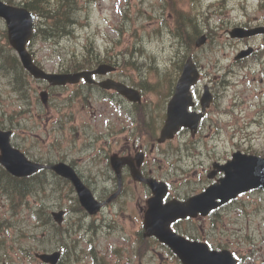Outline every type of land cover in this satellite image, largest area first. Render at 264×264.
<instances>
[{
    "label": "rangeland",
    "instance_id": "1",
    "mask_svg": "<svg viewBox=\"0 0 264 264\" xmlns=\"http://www.w3.org/2000/svg\"><path fill=\"white\" fill-rule=\"evenodd\" d=\"M14 1L22 2V0ZM56 1L57 0H54L53 3L55 4ZM81 1L83 0H79V2ZM218 1L219 0H188L183 6V9L189 13L198 11L199 21H209L210 9L208 7L213 6ZM240 1L241 0H225L224 2L227 9L229 10L228 15L231 21L264 19V10L258 8L255 9V6L258 4V0H246L243 3V6ZM160 3L161 0H129V3L126 6V12L127 16L131 17V19H124L121 33L112 31L109 25H101V23H103V15H106L108 18H110L113 13L109 1L102 4V12L97 6L94 8V12H91L88 16L79 13V11L76 9H73L69 16L72 17V20L70 21L69 28L67 27L66 29H70L67 36L60 39L59 41L49 40L44 42L38 40L34 43L38 58L44 59L52 56V61L59 62L60 59L58 58L57 52L61 51V58L66 61H70L72 53H75L76 55L83 53L84 46L89 43V38L91 37L92 39H90L93 40L94 45L99 51L103 53H105L106 49H110L112 54L119 53L130 46H133L134 49H139L135 53V59L138 62L146 64V72H148L147 67L151 64H154L155 60L160 64L173 68L178 65L183 55L192 48L188 47L184 41L172 33V19H167L166 13L163 15L161 14V10L159 9ZM35 4L37 5L36 1ZM149 14L152 15V18H148ZM160 15H162L164 21L159 20ZM76 16L78 22L80 23L77 25L75 24ZM176 17L187 19L186 15ZM188 20L190 24L189 27H182V29L184 31L190 32V26H192L195 21L191 19ZM119 21L122 20L112 19L110 24L119 25ZM214 23H216V26L213 25ZM217 23L218 17L213 16L210 21V25L214 26L213 30H209L208 26L204 23L199 24L200 28L210 31V36L208 43L200 48V50L195 52L196 59L202 68L206 70V72L209 71L206 73L208 75V80H213L214 73L212 69L215 68L217 64L223 67L229 65L233 68V74L230 77L232 82L226 91V98L223 101V105H227L231 102L232 103L229 104L228 107L220 109L218 112L221 115H225L230 110V108L235 105L234 103H239L240 101L238 108L242 118L237 121L232 120L231 116L223 117L222 119H227L231 123L230 131L235 133L233 138L235 141L241 140L242 142H247V135L250 134V138H254V147H262L264 146V117H262V122L260 124L251 123L250 121L252 117H254L252 114L258 110L259 106H257V104L262 101L261 105L264 106V83L258 81L260 76L258 71H251L250 73L246 74V77L244 76V73L247 72V69L242 68L241 65L231 62L233 60L235 50L243 45V40L237 39L238 41H234L233 39H229L226 34L225 26H217ZM186 24V21L179 22L180 26H184ZM60 27L63 28L62 25H60ZM58 32H61V30L59 29ZM105 33L107 34L105 35ZM190 38L191 35L186 37L187 44H189ZM259 41L260 38L251 40V42L255 44H258ZM248 62L252 63V59H249ZM252 76H255V78H253L251 80L252 82L249 83L247 79H251ZM258 89L261 90L260 96H254L257 95ZM16 90L19 91H16L17 97L22 100L21 90L18 88H16ZM0 103H2L6 109L12 110L15 103L14 97L11 94L5 97L3 93H0ZM248 104L253 105L248 106ZM36 109L38 111L39 107L36 106ZM216 122L218 127L225 125L223 122H218V120H216ZM21 123H25L26 127H29V124H27L26 120L22 121ZM31 132L34 133V131ZM220 136L221 138L219 139L210 140L204 138L201 141H198L202 153L206 154L205 146H210L212 150L218 153H227L230 150L231 141H227L225 129L220 130ZM27 137L28 133L25 131V128H21L16 131L14 139L19 147H23V145L26 144ZM35 139L36 136H30V140ZM51 154L54 155L53 152ZM175 158V153L167 157L166 170L169 173V181L173 183V192H175L174 190L183 192V190L190 188L189 185L184 183V180L186 179V173L188 171L186 170V163L183 166L184 171H181L180 163H176L174 161ZM39 186H41V184H39ZM57 187L58 184L51 183L49 188L57 189ZM52 191L53 190L50 191V194ZM44 199H49L51 201L52 198L45 196ZM43 205L45 209L46 205L44 203ZM34 206L37 207L35 202L31 207V217L33 220L28 216L29 223L33 221L38 223L44 218L45 215V212L39 214ZM131 208L132 202L127 203L124 212L116 218L115 222L103 224L99 227L97 233L88 235L85 233L83 235L81 234V238L79 239V243L77 245L78 253H85L87 256H91V251H95L96 249V251L100 252L104 256L106 255L107 261L111 262L110 259L112 256L110 254V249H114L117 244H123L124 246L122 247L123 250L121 252L122 257L120 258L121 264H175L173 261L167 259L168 255L163 247L156 245L153 246L151 250L147 246L143 248L141 242H135L136 235L134 233L135 228L133 225L137 226V224L135 220L134 223L132 222L133 216L131 214ZM261 213H264V207H262ZM104 214L106 217H108L107 211H105ZM25 215L27 214L25 213ZM40 215H42V217ZM15 219H19L18 224L20 225L22 214L11 218V222H15ZM65 220L67 222H72L74 221V218L72 215L67 213ZM252 221L255 223L259 221V219L254 218ZM86 224L89 225L90 223ZM107 225H110L113 228L109 229ZM89 226L91 227L93 225L90 224ZM236 227L239 229L240 225L237 224ZM11 228L17 234L20 233L17 228ZM11 228L3 231V238L6 237V234L9 233ZM71 228L74 231L72 236L70 234L65 235V237L58 235L55 237V239L53 237H47L41 248L47 250L56 249V242L61 243V246H73V238L77 237V231L83 230V224L81 225L80 222H74L71 223ZM247 228H249V225H243L240 229L245 230ZM32 237L33 231H30L26 239L22 241L21 247L26 246L27 241ZM29 253L32 255L33 250H30ZM17 254L18 253L10 255L11 259H6L5 264H39L36 261L29 260L27 257L25 258L23 254ZM0 256H2V253H0ZM257 256L258 257L255 261L264 264V251L259 253ZM138 258L141 259V262H138ZM2 262V258L0 257V264H3Z\"/></svg>",
    "mask_w": 264,
    "mask_h": 264
},
{
    "label": "trees",
    "instance_id": "2",
    "mask_svg": "<svg viewBox=\"0 0 264 264\" xmlns=\"http://www.w3.org/2000/svg\"><path fill=\"white\" fill-rule=\"evenodd\" d=\"M35 1L38 5L41 6L40 0H35ZM51 1L53 2L54 0H51ZM55 4L58 6L64 5L63 2H61L59 0H57ZM71 12H72V10L60 20V24L57 26L56 31H59V29H60L61 32H64V31H66L67 27L69 28L70 21L72 20L71 19L72 17H69ZM60 25H62L63 28L60 27ZM0 188H7L10 190H16V194L20 197L27 194V192L32 191L33 197L35 199V203L37 204V207L34 206L36 208V211L39 214L42 212H45L44 211V205L40 202L42 189H41V187L38 186L37 180L36 181H29L26 179H19L18 181L11 182L7 177L0 176ZM36 211H35V213H36ZM40 216L42 217V215H40Z\"/></svg>",
    "mask_w": 264,
    "mask_h": 264
},
{
    "label": "bare ground",
    "instance_id": "3",
    "mask_svg": "<svg viewBox=\"0 0 264 264\" xmlns=\"http://www.w3.org/2000/svg\"><path fill=\"white\" fill-rule=\"evenodd\" d=\"M2 57L5 58V59L8 58L6 55H3ZM12 67L15 68V69H17V68H18V64H17L16 62H13V63H12ZM8 76H13V73H12V72H9V73H8ZM16 91H18V90L15 89V92H16ZM35 180H37V182H38V186H39V184H40V182L42 181V179H41V178H38V179H35ZM52 183H54V184H58L57 181H53ZM39 187H41V186H39ZM49 187H50V186H49ZM49 187H48V188H45V186H42V187H41V189H42V191H41V200L44 199L45 196H49V197L52 198V197L57 193V189H56V188L50 189ZM51 190H53V191H52L51 194H50V191H51ZM33 201L35 202L34 197H33ZM36 202H37V201H36ZM40 202H41V201H40ZM41 203H42V202H41ZM42 204H43V203H42ZM62 237H65V235H62Z\"/></svg>",
    "mask_w": 264,
    "mask_h": 264
},
{
    "label": "water",
    "instance_id": "4",
    "mask_svg": "<svg viewBox=\"0 0 264 264\" xmlns=\"http://www.w3.org/2000/svg\"><path fill=\"white\" fill-rule=\"evenodd\" d=\"M83 202L85 203V200H83ZM163 238H164V240H168L167 237H166L165 235H164ZM165 242H167V243H168L170 246H172V247H176L175 244L172 243V242H169V241H165Z\"/></svg>",
    "mask_w": 264,
    "mask_h": 264
}]
</instances>
